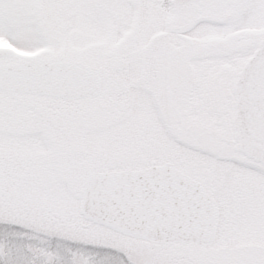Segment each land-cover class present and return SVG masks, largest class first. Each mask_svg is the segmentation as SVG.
<instances>
[{
	"label": "snow or ice",
	"instance_id": "6c2138e0",
	"mask_svg": "<svg viewBox=\"0 0 264 264\" xmlns=\"http://www.w3.org/2000/svg\"><path fill=\"white\" fill-rule=\"evenodd\" d=\"M0 264H264V0H0Z\"/></svg>",
	"mask_w": 264,
	"mask_h": 264
}]
</instances>
